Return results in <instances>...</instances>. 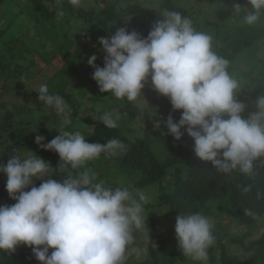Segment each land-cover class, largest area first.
Listing matches in <instances>:
<instances>
[{"label":"clouds","instance_id":"clouds-1","mask_svg":"<svg viewBox=\"0 0 264 264\" xmlns=\"http://www.w3.org/2000/svg\"><path fill=\"white\" fill-rule=\"evenodd\" d=\"M69 3L79 6L81 0ZM247 3L250 9L236 4L234 10L243 14L244 23L253 25L264 10V0ZM57 16H63V11ZM162 17L146 38L125 27L99 38L105 54L103 67L95 65V55L87 63L94 68L92 78L100 92L136 101L150 77L153 89L169 99L172 110H182L178 122L168 116V134L179 141L185 129L200 161L226 174L238 169L253 175L254 162L264 165L260 159L264 158V95L255 100V112L242 116L246 105L236 99L239 82L227 70L229 61L213 51L212 37L195 30L180 12L166 11ZM37 94L45 106L65 115V125L70 123L63 97L50 94L47 84H41ZM101 119L107 128H116L119 115L107 112ZM44 141V136L37 135L34 142L58 154L65 178L51 179L54 168L31 151L0 164L9 198L16 201L11 206L0 205V252H13L22 244L31 247L39 264H124L135 242L134 230L144 226L147 197L140 193L137 200L128 189L94 183L88 171L73 175L66 166L76 169L101 153L126 152L127 145L119 139L88 143L80 132L67 130ZM37 179L41 180L38 187L33 185ZM250 190V186L244 188ZM245 215L255 218L249 209ZM212 228L205 215L179 213L174 231L182 254L206 261L214 243ZM132 251L139 255L141 249L133 247Z\"/></svg>","mask_w":264,"mask_h":264},{"label":"trees","instance_id":"trees-1","mask_svg":"<svg viewBox=\"0 0 264 264\" xmlns=\"http://www.w3.org/2000/svg\"><path fill=\"white\" fill-rule=\"evenodd\" d=\"M121 1L124 5L120 3ZM121 1L101 0L98 4L85 8L75 7L69 3V0H0V21L7 20V23L1 24L4 27H0V164H6L13 150L24 146L54 168L51 172L52 179L62 181L66 175L61 172V163L63 162L60 161L58 154L40 148L34 142L35 136L29 130V121H25V118L22 117L23 113L18 115L16 112L18 101L14 100L13 95L21 86L26 85L24 81L36 77L34 73L43 69L45 71L48 69L51 72L56 71L52 66L53 56L50 51L37 52L33 49V42L27 41L26 37L18 36V32L22 31V28H25L26 32L30 30V27L25 24L27 21H32L36 36L43 35L47 41L56 45L59 58L70 59L68 62H63L66 64L65 67H61L57 72V74L66 75L70 82L69 74L78 73V54L83 53L89 58L95 55L97 57L95 65L103 67L105 54L102 51V46L98 43L99 38L113 35L119 27H125L129 32L135 30L146 38L153 24L163 16L164 12L177 11L186 17L189 9L180 5L182 0ZM194 1L199 4L207 3L215 6L216 11L213 13V18L204 23L203 30L210 33L214 40L216 47L214 52L229 61L227 70L235 79L234 74L237 67L248 61L250 53L254 54L261 48L264 51V10L261 11L260 19L255 24L248 25L242 19L243 14L237 13L233 9L236 4L247 6L250 9L251 6L247 0ZM16 5H20L17 6L20 8L18 14H14V10L12 13L9 12V8L16 7ZM146 5H150L152 8ZM58 11H63V16H57ZM17 15V20L20 19V16H23L25 20L16 24L17 20L14 17ZM75 21L82 27L76 31L75 38L70 40L69 32L73 31L71 23ZM13 26H17V28L13 29ZM79 36L80 38H78ZM40 44L46 46V43L42 41ZM97 48L101 50L98 53ZM32 54L40 55L42 58L34 60L30 56ZM20 60L27 61V64L23 65ZM258 63L262 66L255 76H252L251 69L243 73L250 86H255L253 91L255 97L264 95L262 77L264 75L262 69L264 68V57H261ZM86 72L95 81L92 78L94 68L88 65ZM48 79L51 80L52 77H48L46 80ZM8 87H12V89L6 91ZM37 92L38 89L30 93L38 97ZM49 93L60 95L68 105L69 109L66 110V114L70 123L67 124L68 128L62 131L74 132L71 127L79 122H84V124H80L81 130L76 131L80 132L88 143L104 144L111 139H119L127 145L126 152H117L115 155L101 153L99 157L85 162L84 165L76 169L67 165V171L76 175L86 169H92L93 172H98V179L105 176L110 177L111 172H114L117 175H122L125 180H130L131 186L135 190L158 185V202L150 206H159V203L165 206L167 208L165 218H176L179 213L197 212L210 217V219L213 217L218 222H221L222 214L226 218L233 217L246 228L247 232L239 238L232 237L229 240L230 243H237L245 253L244 257L230 252L226 248V242L213 234L214 243L207 252L219 250V255L216 260L211 257L210 261L214 264H264V223L263 231L258 239L249 243L245 241L247 236L257 231V228L251 230L249 226L264 219V165L260 164L259 160L254 162V174L251 176L241 173L238 169L226 174L213 168L210 162H203L195 157L193 153L194 141L187 136L185 129H181L184 135L179 141L175 140L168 132L164 134L161 131L156 134V141L148 139L149 133H146L144 138H130L118 126L107 128L101 117L86 120L81 115V103L78 102V98L73 93L67 92L64 87L49 89ZM6 95H12V100L7 102ZM256 99L245 104L246 108L242 116L247 117L248 112L256 111ZM151 101L153 109L160 116L161 126H165L169 115H172L174 122L179 121L182 110L173 111L167 97L156 92L151 97ZM121 110L125 112L128 120L135 119L139 114L135 103L127 99ZM55 111L54 107L48 106V112L55 113ZM37 127L45 137L44 143L50 142L59 134H52L50 129L42 123ZM161 145L167 152L165 158L161 156V150L158 151ZM102 167L106 171L105 174L99 173ZM135 177H139V179L135 180ZM6 179V176L0 173V198L5 199L3 205L11 206L16 201L9 198L5 188ZM40 183L41 181L38 185ZM128 185L129 181L126 184L127 189ZM249 186L251 190L245 192L244 188ZM258 192L261 193L260 198L257 197ZM245 209L255 213V218L245 215ZM146 215L143 226L146 237L144 254L150 255L153 264H163L160 254L164 255L165 260L169 257V264H175L178 254L182 253L181 250L178 246L165 245L167 242L165 243L160 227L161 219L154 217L151 212ZM140 243L142 245V240ZM51 251L52 249L49 250V254ZM130 253L131 246L128 248V256ZM0 264H39V262L33 256L31 247L21 244L13 252H0ZM127 264L148 263L144 259L137 261L129 258Z\"/></svg>","mask_w":264,"mask_h":264},{"label":"rangeland","instance_id":"rangeland-1","mask_svg":"<svg viewBox=\"0 0 264 264\" xmlns=\"http://www.w3.org/2000/svg\"><path fill=\"white\" fill-rule=\"evenodd\" d=\"M101 0H81V3L79 6L75 7H85L87 8L89 5L98 4ZM121 1V0H120ZM142 1V0H139ZM122 5V1L120 2ZM25 4V2H24ZM21 4V5H24ZM180 5L184 6L186 9H188V15H186L187 18H189L192 22L193 27L195 30L198 29V31L204 32L208 35L206 30H203V25L208 21L209 19L213 18V13L216 11L215 6L209 5L207 3L199 4L195 2L194 0H182L180 1ZM16 7H10L9 12H13L14 14H18L19 9ZM149 8H152L150 5H146ZM241 7H247V6H241ZM1 8V7H0ZM3 8V7H2ZM234 9V7H233ZM236 11V10H234ZM239 13V11H236ZM12 16H14L12 14ZM10 17V19L12 18ZM15 20L18 19V15L14 17ZM163 17L161 16L158 20H162ZM25 20L23 16H20V19L16 21V24H19L21 21ZM157 20V21H158ZM3 23H7L6 21H0V27H4V25H1ZM28 27H30V30L28 32L25 31V28H22V31L18 32V36L20 37H26L27 41H31L34 43L33 49L37 52L43 53L46 51H50L51 56H53L52 60V66L56 70L55 72H51L50 70L43 69L40 72L34 73V78L32 79H26L24 81V84L21 86L18 91L13 95V98L15 101H18V107H16V112L18 115L22 114V117L25 118V121H29L28 125H30L29 130H31V134L33 136L42 135L39 128L37 127L38 124L42 123L46 125L52 134H58L63 129H67L68 125L64 124L65 115L64 114H58L56 111L55 113L48 112V106H45L43 102H40L38 100V97L32 95L30 92L35 91L39 88L41 84H47L49 89L58 88V87H64L67 92L73 93L75 97L78 98V102L81 103L80 112L81 115L86 120H93L95 117H102L104 113L111 112L114 114L119 115V120L117 121V126L121 128L122 132L129 136L130 138H137V137H143L146 133H149L150 136L148 137L149 140H157L156 134L161 131L164 134H167L168 130L166 126L160 125V116L155 112L153 109V102L151 101V97L156 93V91L153 89L151 84L150 77L145 82L144 88L141 90L142 97H139L136 101H133L135 105L139 109L138 117L132 120L127 119V115L125 112L121 110L122 105L126 101V98L124 99H117L114 97L111 93H102L99 90V87L96 83V81H93L91 77L86 72V67L88 66L87 60L88 56L82 54H78L79 57L77 64V72L69 74L70 75V82L67 79L66 75L64 74H57L58 70L61 69V67H65L66 64H63V62H68L70 59L66 58L62 60L57 56L56 45L50 43L47 41L43 35L36 36V31L32 27V21H27L25 23ZM197 25V26H196ZM73 31L69 32V38L70 40L75 38L76 31H79L81 29L80 23H77V21L71 23ZM17 26H13V29H16ZM12 33V32H10ZM28 33V34H27ZM80 38V36L78 37ZM46 43V46H42L40 42ZM79 48V45H77ZM4 49V47H2ZM212 49L213 51L216 49L215 42L212 39ZM101 50L97 48V53ZM248 61H246L245 64H242L241 66L237 67L236 73L234 74L235 79L239 82V88L237 89L236 99L239 102H243L246 104L247 102H252L255 97L253 94V91L255 89V86H250L249 81L244 77V72L248 69L252 70V76H255L256 73L260 70L261 64L258 63L261 57H264V51L262 48L253 53L249 54ZM32 59L37 60L42 58L40 55H30ZM56 58V59H55ZM23 65L27 64V61L20 60ZM263 73H264V68ZM42 73L41 75H39ZM56 74V75H55ZM51 78V80H46L47 78ZM263 81H264V75H262ZM29 84V85H27ZM12 87H8L6 91L11 90ZM12 96V95H11ZM9 95L5 96L6 101H11L12 98ZM98 97L97 99H95ZM69 109V108H68ZM23 110V111H22ZM255 112V111H254ZM252 112H248L247 114H250ZM68 116V115H67ZM84 124V122H79L78 124H74L71 127V130L74 132H77L76 130H81V125ZM90 125V124H89ZM87 142V140H86ZM155 146V143H154ZM161 150V156L165 158L167 156V152L165 148L161 145V147L158 148V151ZM28 150L26 147H19V149L13 150V153L11 156H27ZM11 158V157H10ZM9 158V159H10ZM105 167V166H104ZM99 171L101 174H105L106 171L103 169ZM111 168V167H110ZM86 171L89 172V174L93 177L94 183H100L102 182L105 187H111L113 189L115 188H122L127 189L126 184L129 181L128 189L133 193V196L138 200L139 194L143 193L147 200L146 202H143V212L142 216L145 219L147 216V213H153V216L156 218L161 219L160 221V227L163 231V236L165 239V245L168 246H178L176 237H175V219L174 217H167L165 218L164 215L166 213L167 208L163 205L152 207L150 205L158 202V185H152L143 189L135 190L131 186L130 180H125V178L122 175H117L114 172H111V176L98 179V172H93L92 169H86ZM51 175V173H50ZM44 179H48V177H45ZM52 179V177H51ZM139 177H135V180H138ZM41 180H34L33 185L38 187V183ZM30 190L25 189V191ZM5 199L2 197L0 198V205L4 204ZM217 206V205H216ZM215 214H222V213H215ZM221 222H218L217 219H213L211 217V222L213 224L212 228V234L216 235L220 239L226 242V248L230 252H235L240 257H244V252L241 250V248L237 245V243H230V238L232 237H241L244 235L247 231L246 228L239 224V222L234 219L233 217L226 218L223 214ZM210 218V217H209ZM263 223L264 219H260L255 224L249 226L251 230L256 229L257 231H254L250 236L246 237V243H249L253 240L258 239L261 236V233L263 231ZM256 225V226H255ZM249 232V231H248ZM133 235L135 237V242L131 246V253L128 256L127 251V260L124 262V264H127V261H129V258L132 260H142L144 259L146 263L153 264L152 259L150 258V255L148 253H145V239L143 228L139 230H134ZM140 240H142V245L140 243ZM222 241V242H223ZM133 247H137L141 249V252L139 255H137L136 252L132 251ZM53 251V250H52ZM208 258L206 261H198L193 260L189 256H184L182 253H179L177 258L178 260L175 262V264H214L210 261V258L213 257L214 260L219 255V250L213 251V252H207ZM160 258L163 261V264H169V257L164 258L163 254H160ZM131 263V262H130Z\"/></svg>","mask_w":264,"mask_h":264}]
</instances>
